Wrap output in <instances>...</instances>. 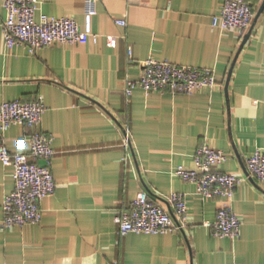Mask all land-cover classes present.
Segmentation results:
<instances>
[{
    "label": "crops",
    "instance_id": "0c3cea01",
    "mask_svg": "<svg viewBox=\"0 0 264 264\" xmlns=\"http://www.w3.org/2000/svg\"><path fill=\"white\" fill-rule=\"evenodd\" d=\"M38 1L37 19L73 17L100 40L31 53L8 49L0 27V104L42 99L39 129L53 137L57 184L41 202L42 223L0 228V264H264V184L246 174V159L264 149V0H249L255 17L246 31L213 26L225 0ZM5 17L0 1V23ZM149 58L213 69L220 86L193 94L136 87L127 97V81L140 77L139 63ZM31 132L0 127V140L28 154ZM205 143L228 154L222 171L242 177L232 201L239 239L217 237L206 225L222 199L203 201L176 174L194 166ZM14 187V167L0 163V223ZM143 189L170 212L163 197L184 193L185 228L120 237L115 216Z\"/></svg>",
    "mask_w": 264,
    "mask_h": 264
},
{
    "label": "built area",
    "instance_id": "2783aa9c",
    "mask_svg": "<svg viewBox=\"0 0 264 264\" xmlns=\"http://www.w3.org/2000/svg\"><path fill=\"white\" fill-rule=\"evenodd\" d=\"M6 9V17L0 23L6 47L12 49L24 46L31 53L55 44L97 43L100 35L82 30L73 17H36L38 0H0ZM92 12V11H91ZM255 10L249 0H225L219 14L212 19L214 27L221 30L238 29L246 31L254 21ZM126 26L125 19L116 21ZM108 46L118 45L117 37H105ZM133 62V51L128 50ZM141 74L137 80H128L125 88L127 97L136 87H141L147 94L170 92L172 94H193L205 88L220 86L213 69L176 65L169 61L149 58L140 61ZM46 107L41 98L25 101L13 100L0 104V127L5 133L11 126L20 125L31 128V149L27 153H12L3 140H0V163L14 167L15 187L3 202V218L0 228L23 227L40 224L44 212L41 202L56 192V180L52 170L55 150L53 137L39 129ZM124 137L130 144V134L124 127ZM228 160V154L205 143L194 155V166H180L176 174L184 181L197 186V195L208 201L222 199L216 218L206 225L215 236L239 239L242 221L232 207L237 187L242 177L237 173L224 172L220 169ZM43 161V163H40ZM246 174L264 184V149H256L246 159ZM172 209L154 199L147 190H141L137 198L115 216V223L120 237L129 233L167 234L180 232L186 226L188 201L184 193L173 192L163 197ZM176 217H175V216ZM177 221H176V219Z\"/></svg>",
    "mask_w": 264,
    "mask_h": 264
}]
</instances>
